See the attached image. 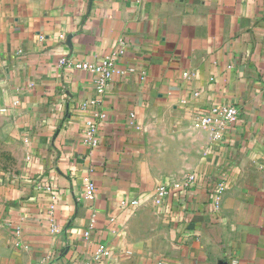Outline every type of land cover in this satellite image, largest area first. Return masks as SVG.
I'll return each instance as SVG.
<instances>
[{"label":"crops","instance_id":"0c3cea01","mask_svg":"<svg viewBox=\"0 0 264 264\" xmlns=\"http://www.w3.org/2000/svg\"><path fill=\"white\" fill-rule=\"evenodd\" d=\"M111 54L134 71L96 106L76 65ZM219 104L239 116L214 139L194 122ZM0 115V264H264V0H0Z\"/></svg>","mask_w":264,"mask_h":264},{"label":"built area","instance_id":"2783aa9c","mask_svg":"<svg viewBox=\"0 0 264 264\" xmlns=\"http://www.w3.org/2000/svg\"><path fill=\"white\" fill-rule=\"evenodd\" d=\"M64 62V60H62ZM77 68L88 71L92 74L94 78V83L96 87V92L98 94V97L92 101L94 105L99 106L102 103V96L106 92L107 88L110 86L113 78L115 75H127L134 71L133 68H130L128 70H122L117 66L116 63V55L111 54L106 56L101 62L94 63V62H79L76 65ZM239 111L237 107L233 104H219L212 106L209 111L200 113L194 122V126L197 129H210L213 138L218 139L224 136L228 130L231 128V126L234 124V122L238 119ZM107 119V114L102 111L98 110L93 117L88 119L85 124V142L95 147L98 145V131L100 125ZM196 176L190 175L187 178H185L182 181H176L174 183H162L158 186L157 191L155 195L153 196L154 201L157 204H160L163 202V200L171 194V192L175 190H183L189 187H192L195 184ZM226 189L225 182H221L218 184V186L215 189V199H216V205L218 204V201L222 195V193ZM95 191V185L93 183H88L86 186L85 195L88 198H92L94 196ZM143 203L139 199H133L131 201L129 200H123L122 205L124 207H134L137 208ZM54 206L52 205V208ZM53 231L56 230V227L54 226ZM17 232H20V230H17ZM86 235L89 236L90 232L87 231ZM111 255V252L105 248L102 247L98 250L97 256L100 261L101 257H109ZM99 264H108L100 262ZM233 264H238L236 261L233 262Z\"/></svg>","mask_w":264,"mask_h":264},{"label":"rangeland","instance_id":"374dc122","mask_svg":"<svg viewBox=\"0 0 264 264\" xmlns=\"http://www.w3.org/2000/svg\"><path fill=\"white\" fill-rule=\"evenodd\" d=\"M9 125L0 115V179L2 175L14 171L19 166L21 149L17 139L9 131ZM2 183L0 181V188Z\"/></svg>","mask_w":264,"mask_h":264}]
</instances>
